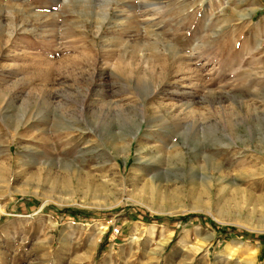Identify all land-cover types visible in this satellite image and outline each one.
<instances>
[{
  "label": "rangeland",
  "instance_id": "rangeland-1",
  "mask_svg": "<svg viewBox=\"0 0 264 264\" xmlns=\"http://www.w3.org/2000/svg\"><path fill=\"white\" fill-rule=\"evenodd\" d=\"M261 236L264 0H0V264H264Z\"/></svg>",
  "mask_w": 264,
  "mask_h": 264
},
{
  "label": "trees",
  "instance_id": "trees-1",
  "mask_svg": "<svg viewBox=\"0 0 264 264\" xmlns=\"http://www.w3.org/2000/svg\"><path fill=\"white\" fill-rule=\"evenodd\" d=\"M80 213H81V212H78L79 215H81V216H83V217H88V214H85V213H81V214H80ZM143 219H144V221H147V222L151 221V219L148 218L147 216H144ZM180 219H181L182 221H186L188 218H186V217H182V218H180ZM152 220L158 222L160 219L158 218V219H152ZM212 226H213L214 228H217L214 224H212ZM258 240H259V241H264V236L258 237Z\"/></svg>",
  "mask_w": 264,
  "mask_h": 264
},
{
  "label": "bare ground",
  "instance_id": "bare-ground-1",
  "mask_svg": "<svg viewBox=\"0 0 264 264\" xmlns=\"http://www.w3.org/2000/svg\"><path fill=\"white\" fill-rule=\"evenodd\" d=\"M246 15H247V14H246ZM244 16H245V15H244ZM244 16H243V17H244ZM247 16H248V15H247ZM247 16H245V17H247ZM239 17H241V16H239ZM124 149H125V148H124Z\"/></svg>",
  "mask_w": 264,
  "mask_h": 264
}]
</instances>
